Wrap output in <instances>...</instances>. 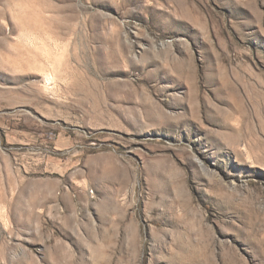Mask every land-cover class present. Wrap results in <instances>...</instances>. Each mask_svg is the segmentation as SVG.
Wrapping results in <instances>:
<instances>
[{"label": "rangeland", "instance_id": "374dc122", "mask_svg": "<svg viewBox=\"0 0 264 264\" xmlns=\"http://www.w3.org/2000/svg\"><path fill=\"white\" fill-rule=\"evenodd\" d=\"M0 264H264V0H0Z\"/></svg>", "mask_w": 264, "mask_h": 264}]
</instances>
